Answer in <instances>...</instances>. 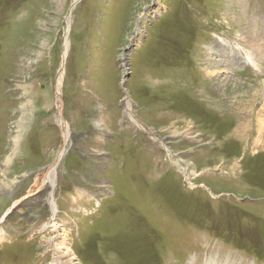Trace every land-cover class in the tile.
Listing matches in <instances>:
<instances>
[{"label":"rangeland","instance_id":"1","mask_svg":"<svg viewBox=\"0 0 264 264\" xmlns=\"http://www.w3.org/2000/svg\"><path fill=\"white\" fill-rule=\"evenodd\" d=\"M74 1L0 0V264H264V0Z\"/></svg>","mask_w":264,"mask_h":264},{"label":"bare ground","instance_id":"2","mask_svg":"<svg viewBox=\"0 0 264 264\" xmlns=\"http://www.w3.org/2000/svg\"><path fill=\"white\" fill-rule=\"evenodd\" d=\"M75 1H77V0H75ZM66 30H68V29H66ZM255 38L256 39H253V42H255V41L261 42V40H263V38L259 37V36H256ZM254 45L256 47L255 50H256L257 54L259 56L264 55V44H257L255 42ZM67 49H68L67 48V41L65 39L64 51H63L62 59H61V68H60L58 76H57L58 93H59V89H60L59 87H60L61 80L63 79L62 76H63V71H64L65 59H66V55H67ZM247 58L252 61V58H250L249 56ZM218 64L216 66H219ZM208 75L210 76L211 74L208 73ZM250 89H252V88H250ZM256 90H257V88L255 90L252 89L249 91L248 94H249L250 99L247 102L240 101V103H238V107L236 109H232V110L224 112L226 123L229 124V127H233V128H231V131H229L227 133L228 135L226 134L227 135V138H226L227 141L226 142H228V141L231 142L232 139L234 141L240 142L241 143L240 148L243 149L245 155L249 154L251 156V158L253 155L256 156V155H260L261 153H264V119L260 118L261 115L264 116V100H263V107H262L263 109L261 108L260 113L258 112L257 114H255L257 116L259 114V116L257 118L255 117L257 120L253 119L255 115L252 114V109L254 106V102H253L254 98H256V94H257V96L259 94V93H257ZM244 96H245V94H244ZM247 99H248V97H247ZM129 107H130V105L128 102L126 104L127 115H128V117H132L133 113L130 110H128ZM235 113H237V114H235ZM241 113H244V115H242ZM252 125H254L255 128H253ZM255 135H256V137H255ZM255 156H254V158H255ZM53 171H54V169H50L46 173L45 179H47V177H49ZM57 245L58 244L54 245L55 248H53L54 253H56V257L53 260L54 262L52 261L51 264H71V261H72L71 259H64L66 256L63 257V261H62V259H59L58 255H59V251L62 247L60 246L59 248H57Z\"/></svg>","mask_w":264,"mask_h":264},{"label":"water","instance_id":"3","mask_svg":"<svg viewBox=\"0 0 264 264\" xmlns=\"http://www.w3.org/2000/svg\"><path fill=\"white\" fill-rule=\"evenodd\" d=\"M76 2H77V1H74L73 5L76 4ZM125 79H126V77H123V80H124V81H125ZM128 102H129V101H128L127 99L124 100V102H123L124 108H125V105H126ZM139 128H141V126H139ZM11 212H12V209H10V211L7 213V215H8L9 213H11ZM4 219H5V217H4L2 220H4Z\"/></svg>","mask_w":264,"mask_h":264}]
</instances>
